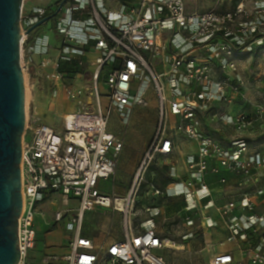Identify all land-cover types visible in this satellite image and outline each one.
Segmentation results:
<instances>
[{
  "label": "built area",
  "instance_id": "obj_1",
  "mask_svg": "<svg viewBox=\"0 0 264 264\" xmlns=\"http://www.w3.org/2000/svg\"><path fill=\"white\" fill-rule=\"evenodd\" d=\"M111 1L118 4L114 11ZM219 7L223 9L199 13L189 12L185 0H56L54 12L61 16L51 31L60 40V55L69 61L85 57L89 49L97 51L95 85L88 98L82 91L67 90L81 107L62 118L60 133L39 122L36 114L26 115L18 264H37L29 261V253L37 243L38 207L54 196L65 208L53 220L64 223L72 236L68 252L48 254L44 264H168L161 251L169 243L158 236L154 219L134 231L131 197L119 205V199L102 194L98 186L115 174L123 149L122 139L109 131L111 112L118 111L121 122L128 123L135 108H148L150 92L158 103L159 128L136 170L130 195L139 191L155 156L172 155L180 140L196 143L195 155L186 159L188 177L173 185L185 196L187 211H208L202 215L205 232L218 226L209 213L216 209L225 222V246H235L238 256L225 250L209 264H264V147H253L246 139L254 121L250 115L218 109L237 101L246 107L239 61L264 50V0H219ZM47 14L37 8L22 17L23 31ZM30 35L23 37L21 51L51 50L50 36L40 35L30 46ZM103 74L105 96L99 82ZM56 78L62 88L63 75ZM263 117L264 102L255 107V120ZM218 122L235 131L226 143L206 131ZM210 176L223 188L221 206H216ZM70 202L76 206L69 207ZM93 208L123 215L122 241L95 250L83 235L85 213Z\"/></svg>",
  "mask_w": 264,
  "mask_h": 264
},
{
  "label": "rangeland",
  "instance_id": "obj_2",
  "mask_svg": "<svg viewBox=\"0 0 264 264\" xmlns=\"http://www.w3.org/2000/svg\"><path fill=\"white\" fill-rule=\"evenodd\" d=\"M119 2L123 3V0H119ZM186 3L189 12L201 13L212 9H223L219 7V0H186ZM37 8L47 9L48 13L52 14L56 10V0H24L22 17H26ZM60 16L61 13L41 26V35L45 34L51 37V50L43 54L34 51L33 53L21 51V65L26 82V115H32L34 113L32 110L35 108L38 121L46 123L59 133L64 128L62 118L68 114L67 112L61 113L59 108L63 106L64 110L69 108V110L72 108L78 110L81 107L79 103L69 99L67 90L82 91L86 98L92 96L96 71L93 59L86 56L77 59L81 62L80 72H76L75 69L72 72H60V69L68 61L62 59L60 40L51 31ZM39 31L40 29L37 32ZM33 42V40L29 41L30 46H33ZM27 55L30 58L29 63ZM263 72L264 51L255 52L251 57L248 55L239 61L238 75L245 82L246 107L238 101L233 104L234 106H224L223 108L220 105L221 107H218L221 112L227 109L234 114L244 111L250 115L254 121L252 127L246 132V139L253 144V147L261 148L264 147V117L262 121L255 120V107L264 102ZM58 74L63 75L62 88L57 84ZM105 80L106 75L103 74L99 81L100 87L103 89V96L106 92L103 85ZM149 95L148 108L134 109L128 123L121 122V115L118 111L111 112L109 131L114 132L122 139L124 153L117 161L115 174L108 181H103V190L118 187L122 194L112 192V197L119 200L131 197L133 210L129 220L134 231L138 230L144 220L154 219L158 236L169 243V246L161 251L168 264H209L214 255L225 251L226 236L224 235L223 222L219 215H215L214 210L216 209L209 211L210 215L218 217L215 221L219 225L216 229L205 232L202 215L207 214L208 211L202 207L192 211L186 210L189 204H187L185 196L179 195V186H172V184L180 183L181 180L188 177L186 162L182 160L179 153L155 156L148 166L139 191L130 195L136 170H138L159 128L160 120L156 113L158 103L153 92H150ZM59 97L70 100L71 105L68 101L60 103ZM102 104L104 108L107 107L108 101L104 97ZM206 131L214 134L224 143L235 134L234 129L224 122H218L214 124V127L206 128ZM164 180H170L171 186L169 184L165 186ZM168 188L174 193L169 195ZM217 196L220 199L223 198V194L219 193ZM222 203L216 201V206H221ZM75 206L76 203L70 202L69 207ZM64 208L58 196H54V199H50L38 207L37 243L35 250L29 253V261L44 264L46 255L60 250L61 247L58 244L67 245L72 232L65 229L64 223L56 224L53 220L55 213ZM124 226L125 219L120 212L114 209L96 211L93 208L85 213L83 235L93 239L95 247L99 250L106 244L122 241L125 236ZM227 245L229 244L227 243Z\"/></svg>",
  "mask_w": 264,
  "mask_h": 264
},
{
  "label": "water",
  "instance_id": "obj_3",
  "mask_svg": "<svg viewBox=\"0 0 264 264\" xmlns=\"http://www.w3.org/2000/svg\"><path fill=\"white\" fill-rule=\"evenodd\" d=\"M24 0H0V264H18V220L23 210L22 150L26 126V88L21 41L52 17L27 31L21 18Z\"/></svg>",
  "mask_w": 264,
  "mask_h": 264
},
{
  "label": "crops",
  "instance_id": "obj_4",
  "mask_svg": "<svg viewBox=\"0 0 264 264\" xmlns=\"http://www.w3.org/2000/svg\"><path fill=\"white\" fill-rule=\"evenodd\" d=\"M125 0H123V2H124ZM185 2H186V0H185ZM109 6H110V8H111V10H116L117 9V7H118V4H116L114 1H111V2H109ZM187 4V3H186ZM187 9H188V7H187ZM189 11V10H188ZM89 52H87V54H86V56L87 57H90V58H92L93 59V61L98 57V53H97V51H94V50H92V49H89L88 50ZM85 56V57H86ZM27 57L29 58V56L27 55ZM29 60H30V58L28 59V63H29ZM61 97H59V102L60 103H63V101H68V102H70V105H71V101L70 100H68V99H60ZM53 106H54V103H53ZM71 107V106H70ZM66 109H67V107H65ZM61 109H63L64 110V108H63V106L62 107H60L59 108V110H60V112L61 113H72L75 109H71V110H61ZM136 109V108H135ZM34 113L33 114H36V112H35V108H33V110H32ZM69 111V112H68ZM44 124H46V123H44ZM113 134H114V132H112ZM114 135H116V134H114ZM191 149H194V151H191ZM197 149H198V145L196 144V143H194V142H191V141H178L177 143H176V146H175V150H174V152H173V154L174 153H179L182 157V160L184 161V162H186V159L189 157V156H191V155H195V153H196V151H197ZM123 150H124V148L122 149V153H124L123 152ZM121 153V154H122ZM229 180L230 181H233L234 180V177L233 176H230L229 175ZM208 181L213 185V191H214V198H215V200L217 201V203L220 201V202H223L222 201V199H220V198H218L219 196H217L219 193H221L220 191L221 190H223V188L221 187V186H219V184H218V178L217 177H214V176H210V177H208ZM103 181H100L99 182V189H100V192L102 193V194H105V195H109V196H113L111 193L113 192V193H120V194H122V192H121V190L118 188V187H113L112 189H106V190H103ZM169 185H170V183H169ZM171 186V185H170ZM169 186V187H170ZM172 186H173V184H172ZM171 188V187H170ZM172 193H174L173 191H172ZM218 193V194H217ZM98 210H105V209H101V208H97L96 209V211H98ZM216 212V211H215ZM217 213V212H216ZM215 213V215H218V213L216 214ZM216 218H218V217H216ZM215 217H214V219H216ZM223 222V230H224V235L226 236V230H225V226H224V221H222ZM219 225V224H218ZM218 227V226H217ZM217 227H215L214 229H216ZM89 239H91V238H89ZM92 241H93V243H94V245H95V242H94V240L93 239H91ZM60 243H61V241H60ZM112 243H109V244H106V245H104V246H102L99 250H101L102 248L103 249H106L108 246H110ZM58 245H60V250H57L55 253L53 252L52 254H56V255H63V254H66L67 252H68V247H67V245H62V244H58ZM95 250L96 251H99L98 250V248H96L95 247ZM225 250H229V251H231L232 252V254L233 255H235V257H238L237 256V253H236V248H235V246H233V245H228V246H226L225 247Z\"/></svg>",
  "mask_w": 264,
  "mask_h": 264
},
{
  "label": "trees",
  "instance_id": "obj_5",
  "mask_svg": "<svg viewBox=\"0 0 264 264\" xmlns=\"http://www.w3.org/2000/svg\"><path fill=\"white\" fill-rule=\"evenodd\" d=\"M54 14H55V12L54 13H49V14H47L46 16L47 17H52V16H54ZM40 29V31L39 32H37L38 30ZM35 32H37L36 34H34V35H30V37H29V41H34V39L36 38V37H38V36H40L41 34H42V27H40V28H38V29H36L35 30ZM34 32V33H35ZM262 51H264V50H262ZM261 51V52H262ZM80 65H81V62H80V60H77V59H75V60H72V61H68V62H66L65 64H64V67H62L60 70V72H72V70L73 69H75L76 70V72H80L81 71V68L82 67H80ZM164 182V185L166 186V185H168L169 184V182H170V180H164L163 181Z\"/></svg>",
  "mask_w": 264,
  "mask_h": 264
},
{
  "label": "bare ground",
  "instance_id": "obj_6",
  "mask_svg": "<svg viewBox=\"0 0 264 264\" xmlns=\"http://www.w3.org/2000/svg\"><path fill=\"white\" fill-rule=\"evenodd\" d=\"M26 104H27V100H26ZM117 202L119 203V205H122V203H123L122 200H118Z\"/></svg>",
  "mask_w": 264,
  "mask_h": 264
}]
</instances>
